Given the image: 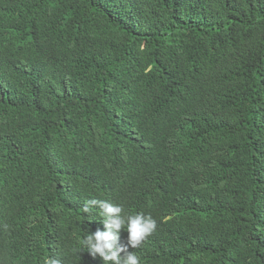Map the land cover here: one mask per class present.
<instances>
[{"label":"trees","instance_id":"trees-1","mask_svg":"<svg viewBox=\"0 0 264 264\" xmlns=\"http://www.w3.org/2000/svg\"><path fill=\"white\" fill-rule=\"evenodd\" d=\"M90 200L141 264H264V0H0V264H103Z\"/></svg>","mask_w":264,"mask_h":264},{"label":"clouds","instance_id":"clouds-1","mask_svg":"<svg viewBox=\"0 0 264 264\" xmlns=\"http://www.w3.org/2000/svg\"><path fill=\"white\" fill-rule=\"evenodd\" d=\"M95 207L100 209L104 230L84 235L79 241L81 249L93 258L98 257L103 264H141L140 257L129 249L139 248L155 232L156 220L140 213L126 216L122 205L107 201H87L82 212L91 213ZM121 230L127 232L126 244L119 242ZM44 264H60V261L48 257Z\"/></svg>","mask_w":264,"mask_h":264}]
</instances>
